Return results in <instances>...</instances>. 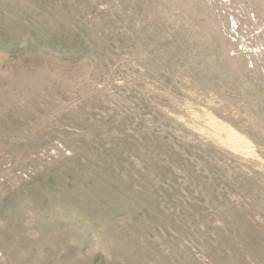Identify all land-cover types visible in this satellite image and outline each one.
<instances>
[{"label": "rangeland", "instance_id": "374dc122", "mask_svg": "<svg viewBox=\"0 0 264 264\" xmlns=\"http://www.w3.org/2000/svg\"><path fill=\"white\" fill-rule=\"evenodd\" d=\"M0 264H264V0H0Z\"/></svg>", "mask_w": 264, "mask_h": 264}]
</instances>
